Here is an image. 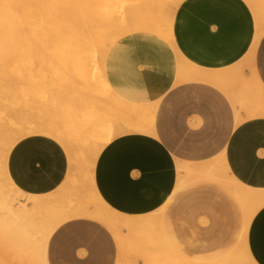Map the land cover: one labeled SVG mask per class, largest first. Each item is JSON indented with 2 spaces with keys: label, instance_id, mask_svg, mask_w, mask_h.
<instances>
[{
  "label": "crops",
  "instance_id": "obj_1",
  "mask_svg": "<svg viewBox=\"0 0 264 264\" xmlns=\"http://www.w3.org/2000/svg\"><path fill=\"white\" fill-rule=\"evenodd\" d=\"M172 35L176 49L187 61L205 69H222L246 53L254 35V21L243 0H182L173 14ZM176 62L173 49L149 32H130L108 49L104 75L111 91L128 103H155V107L150 134L124 132L101 148L93 182L100 198L121 213L141 215L161 207L162 228L175 249L187 257L209 258L235 241L240 213L225 191L211 181L186 180L173 192L179 175L176 160L197 163L223 152L235 179L264 188V119L235 125L227 97L214 86L199 82L175 85ZM254 62L264 86V34ZM110 106L115 124L116 101L112 100ZM67 166L62 146L42 134L17 141L6 162L12 183L31 194L56 189L64 180ZM177 201L185 211L195 213L199 226L210 227L214 246L209 254L186 253L174 238L168 227V206ZM80 220L88 223L77 232L86 243L69 248L67 253L60 243L71 234L69 226ZM91 222L74 219L59 226L47 243V264H51L50 257L56 264L61 253L77 263L90 258L97 245L88 243V233L102 236L97 223ZM236 223L234 235L231 225ZM247 244L256 263L264 264V206L250 222Z\"/></svg>",
  "mask_w": 264,
  "mask_h": 264
},
{
  "label": "bare ground",
  "instance_id": "obj_2",
  "mask_svg": "<svg viewBox=\"0 0 264 264\" xmlns=\"http://www.w3.org/2000/svg\"><path fill=\"white\" fill-rule=\"evenodd\" d=\"M101 1L108 3L105 5L107 8L114 1L122 3L128 0H0V10L12 13L24 27H19L20 42L11 63L19 61L20 53L29 42L30 33L25 34L27 29L31 28L34 34L38 29L39 2L44 4L47 14L57 24L54 33L57 32L59 37L47 39L48 43L78 47L81 58L89 55L96 63L93 71L83 70L76 83L64 89L65 94L59 88L49 87L50 106L35 121L22 122L20 115L10 120L2 114L5 104L1 103V96L4 91L11 92L8 89L10 86L0 88V254L3 252L7 256L1 254L4 258L0 256V262L9 256L6 264L11 259L12 264H47L46 247L51 234L70 220L87 219L103 227L113 238L117 251L114 264H257L248 249L247 233L253 216L264 206V188L251 187L235 179L226 166L223 152L197 163L176 160L179 175L173 192L186 180L211 181L225 191L240 213V227L235 241L222 254L209 258L187 257L175 249L163 231L161 207L141 215H128L109 207L95 189L93 171L99 151L114 136L129 131L152 132L155 103L124 101L111 91L104 75L108 49L130 32L153 33L173 49L177 60L175 85L207 83L224 93L235 125L264 119V86L257 76L254 62L257 45L264 34V0H243L254 21L252 41L237 62L216 70L190 63L176 49L172 19L182 0L159 3L155 19L141 14L143 9L137 3H130L129 7L119 4L120 11L109 7L101 21L93 22ZM26 10L33 15V26L27 25ZM77 10L83 11L89 20H83L84 15L82 29L73 32L77 22L73 11ZM4 29L1 22L0 42L6 43V38H2ZM7 66L0 65V78H3L2 70L8 69ZM17 66L15 71L19 68L16 73L19 76L21 67ZM57 96L60 97L56 107ZM112 100L116 101L115 124L111 117ZM31 134L53 138L66 154L68 166L64 180L46 194H31L18 189L7 173L9 151L17 141ZM3 262L1 264H5Z\"/></svg>",
  "mask_w": 264,
  "mask_h": 264
},
{
  "label": "rangeland",
  "instance_id": "obj_3",
  "mask_svg": "<svg viewBox=\"0 0 264 264\" xmlns=\"http://www.w3.org/2000/svg\"><path fill=\"white\" fill-rule=\"evenodd\" d=\"M7 1L14 2V0ZM163 2L164 4H167L166 0H128L122 3L114 1L111 7H109L119 10V4L127 5L129 7L130 3H137V6L140 5L143 9L141 14H146L150 18L155 19L158 16V8L160 7L159 3ZM39 3V14L37 16L38 29L35 28V34L34 32H31V28L29 27L26 32L23 30L27 35L28 32L30 33V35H28L29 42L20 53V56L18 57L19 61L13 63H11V59L18 49L20 42L19 38L21 35L19 29L23 27V24L22 22L20 23L17 21L12 13L0 10V23L3 22V26H5L2 38H6L4 40L6 43L3 41L0 42V65L4 67L5 65H8V69L2 70L3 78H0V88L6 86H10L11 88L15 85L16 87L12 89L16 88L18 91V86L22 89H19L20 92H17L16 90L11 91L12 89L10 90V88H8L11 93L6 91H4V94L2 93L4 96H1V103L4 102L5 104L2 114L8 116L10 120H13L16 117L18 118L19 115L22 122H25L26 120L35 121L40 119V117L44 115L45 110L51 101L48 90L49 87H52L53 89L59 88L61 91H64L65 88L69 89V85L76 83L77 78L82 76L81 72H83V70L93 71L92 67L94 68L96 66L95 61H93L89 55L86 58H81V49L78 47L72 45H52L48 43L47 39L49 40L50 38L55 40L59 37L57 36V32L54 33V28L57 24L55 25V22H53L54 18L52 19V16L50 17L47 14V9L43 6L44 4L42 2ZM107 4V2L104 3L101 1L100 8L94 14L96 20L94 19L93 22L101 21L102 18L105 17L106 12L109 9V7L106 8ZM73 13H76L77 17L73 32H77L80 27L84 25L81 22L82 17L85 15L83 20L87 19L88 21L89 19L83 11L79 12L77 10L76 12L73 11ZM79 14L81 15L80 18L78 17ZM25 16L27 25L31 26V17H33L32 13L29 10H26ZM13 29L15 30V34L13 33ZM17 63H20L19 65L21 67V74L19 76L16 75L17 69L19 71V68H16L15 71V66L18 65ZM13 92L14 95L10 96ZM7 93H9V95ZM202 215H206V213H202ZM167 221L170 231L172 230L175 234L174 238L177 239L186 253L204 256L213 251L212 247L214 246V241H212L213 235L210 227L208 225L199 226L195 213L185 211L181 201L169 204ZM87 224L88 223L84 222V220H80L73 223L74 227L69 226V228H71V234L60 243L61 247L66 246L67 253H70L71 251L69 248L86 243L83 237H80L77 232H79V228L85 229L86 226H88ZM96 226L102 231V236H98L97 232L93 231L94 233H88L91 235H87L86 237L90 238L88 241L90 245H92V243H96L97 245L90 258H87L85 262L77 263L72 261L68 255L66 256L64 253H61L55 259L56 264H114L117 253L115 242H113V238L101 226L97 224ZM231 229L232 233L235 235L237 231V223L234 225L232 224ZM233 242H231L230 245ZM1 251L2 250L0 249V252ZM1 254L5 256L3 252ZM1 254L0 256H2ZM3 256L2 258H4ZM8 258L5 259V264L7 263L6 260H8ZM49 260L52 264L51 257ZM9 261L8 264L13 263L12 259ZM2 262H0V264Z\"/></svg>",
  "mask_w": 264,
  "mask_h": 264
}]
</instances>
